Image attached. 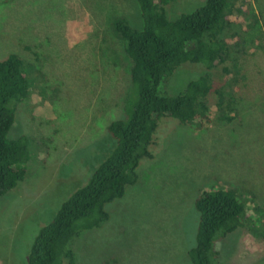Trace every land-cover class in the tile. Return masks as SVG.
<instances>
[{"label":"rangeland","instance_id":"1","mask_svg":"<svg viewBox=\"0 0 264 264\" xmlns=\"http://www.w3.org/2000/svg\"><path fill=\"white\" fill-rule=\"evenodd\" d=\"M205 1L170 0L167 16ZM243 3L233 0L236 15ZM246 5L243 19L222 33L228 59L212 71L216 87L229 78L239 117L203 128L162 118L138 182L106 206L104 224L72 241L76 264H193L195 199L219 185L242 193L250 219L220 235L214 263L264 264V0ZM116 17L143 25L137 0H0V60L18 54L30 82L9 137L28 136L31 153L26 177L0 196V264H27L40 228L115 146L107 127L122 117L131 85V61L112 28ZM204 71L186 62L163 91L178 94Z\"/></svg>","mask_w":264,"mask_h":264},{"label":"trees","instance_id":"2","mask_svg":"<svg viewBox=\"0 0 264 264\" xmlns=\"http://www.w3.org/2000/svg\"><path fill=\"white\" fill-rule=\"evenodd\" d=\"M137 1L142 27L132 26L124 17L112 20L113 31L131 61V85L123 101V115L107 127L115 146L88 182L40 228L27 264H76L72 241L82 231L104 224L110 218L106 206L138 182L141 160L153 158L150 147L162 118L170 116L185 125L203 128L213 119L231 122L239 117L237 94L229 78L216 87L212 71L229 56L230 40L222 33L243 19L250 0H244L238 15L233 11V0H206L173 20L166 12L170 0ZM186 62L201 64L204 73L191 80L182 92L167 94L163 91L165 83ZM29 91L22 58L11 53L0 60V196L27 175L30 138H10L9 132L16 108ZM212 92L216 95L213 103ZM194 205L199 221L196 243L188 251L190 260L193 264H215V242L220 235L234 232L250 219L247 202L236 187L219 185L202 190Z\"/></svg>","mask_w":264,"mask_h":264}]
</instances>
